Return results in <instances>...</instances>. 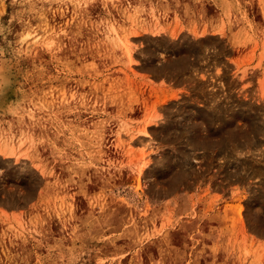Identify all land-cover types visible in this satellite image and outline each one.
<instances>
[{
    "label": "rangeland",
    "instance_id": "374dc122",
    "mask_svg": "<svg viewBox=\"0 0 264 264\" xmlns=\"http://www.w3.org/2000/svg\"><path fill=\"white\" fill-rule=\"evenodd\" d=\"M1 138L0 264H264V0H0Z\"/></svg>",
    "mask_w": 264,
    "mask_h": 264
},
{
    "label": "crops",
    "instance_id": "0c3cea01",
    "mask_svg": "<svg viewBox=\"0 0 264 264\" xmlns=\"http://www.w3.org/2000/svg\"><path fill=\"white\" fill-rule=\"evenodd\" d=\"M0 162H10L12 165L28 164L34 169L30 158V152L24 147L19 148L8 139H0ZM34 170L37 171L36 169ZM0 187H3V185H0ZM3 208V202L0 201V209Z\"/></svg>",
    "mask_w": 264,
    "mask_h": 264
},
{
    "label": "bare ground",
    "instance_id": "6f19581e",
    "mask_svg": "<svg viewBox=\"0 0 264 264\" xmlns=\"http://www.w3.org/2000/svg\"><path fill=\"white\" fill-rule=\"evenodd\" d=\"M145 133V131H143Z\"/></svg>",
    "mask_w": 264,
    "mask_h": 264
}]
</instances>
